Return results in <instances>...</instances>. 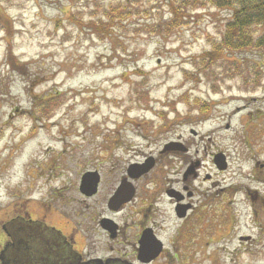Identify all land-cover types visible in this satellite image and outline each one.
I'll return each mask as SVG.
<instances>
[{
  "label": "rangeland",
  "instance_id": "374dc122",
  "mask_svg": "<svg viewBox=\"0 0 264 264\" xmlns=\"http://www.w3.org/2000/svg\"><path fill=\"white\" fill-rule=\"evenodd\" d=\"M110 5L139 14L99 39L85 24L96 6ZM168 16L163 0H0V246L14 214L58 215L81 229L82 215L103 207L112 166L180 139L194 170L188 186L202 201L188 218V264H264V54L230 58L257 64L256 87L253 71L242 86L221 61L202 71L199 57L220 39L230 12L206 5L166 39L142 27ZM8 49L25 75L7 65ZM55 92L61 106L49 120L37 117V103ZM193 99L204 116L190 111ZM219 153L223 171L212 162ZM186 157L172 164L178 180ZM94 169L101 192L83 200L80 176Z\"/></svg>",
  "mask_w": 264,
  "mask_h": 264
},
{
  "label": "flooded vegetation",
  "instance_id": "af4514ba",
  "mask_svg": "<svg viewBox=\"0 0 264 264\" xmlns=\"http://www.w3.org/2000/svg\"><path fill=\"white\" fill-rule=\"evenodd\" d=\"M168 143L180 145L164 150ZM181 154L187 159L180 161L185 168L178 180L172 164ZM117 166L110 172L111 186L104 188L103 207L82 215L81 229L58 215L11 216L14 223L8 233L3 231L0 264H188V218L202 205L188 186V145L169 141L155 156ZM86 173L98 179L96 193L89 197L80 191ZM102 179L97 169L82 173L80 197H96Z\"/></svg>",
  "mask_w": 264,
  "mask_h": 264
},
{
  "label": "trees",
  "instance_id": "16d2710c",
  "mask_svg": "<svg viewBox=\"0 0 264 264\" xmlns=\"http://www.w3.org/2000/svg\"><path fill=\"white\" fill-rule=\"evenodd\" d=\"M163 1L166 2L167 5L168 18L166 20H156L153 23L142 26L149 35L158 36L163 39L168 38L181 27L185 26L191 18V13L206 5L219 11L225 10L230 12V16L224 24L220 39L213 42L211 49L199 57L204 66L202 71L212 69L214 65L216 66L217 62L221 61L224 64H228L224 69V75L230 80L234 77H240L242 78V86H244L250 78V72L253 71L256 80L254 87L258 85L259 77L257 72L259 68L255 62L247 58H243L240 61L230 58L234 53L238 52H256L258 54H264V0ZM98 10L105 20L100 18L97 20L93 19L97 16ZM138 14V11H132L131 6L123 9L119 6L114 7L111 5L105 8L96 6L95 12H92L90 16L92 20H89L85 26L89 28L90 32L97 38L104 39L112 33L113 27L121 26L124 21ZM73 21L79 27L84 25L81 20L73 19ZM6 63L12 71H16L21 75L26 74L25 65L13 56L10 49H8L6 53ZM243 65H246V67L243 68ZM254 87L251 90L241 89V91L250 93L254 91ZM61 97L62 95L60 93L55 92L48 98L40 99L39 103H37L34 108V114L43 120H49L53 116L55 110L61 106L62 103L59 101ZM193 100L191 105L194 108L190 109V111H197L198 116H204L207 112V108L199 105L197 99ZM160 116L165 120L163 114H160ZM176 117L179 118V114L176 113Z\"/></svg>",
  "mask_w": 264,
  "mask_h": 264
},
{
  "label": "water",
  "instance_id": "95a60500",
  "mask_svg": "<svg viewBox=\"0 0 264 264\" xmlns=\"http://www.w3.org/2000/svg\"><path fill=\"white\" fill-rule=\"evenodd\" d=\"M15 112H18V110H16ZM191 134L195 135V132L193 130H191ZM180 144L178 143H168L167 145H165L164 150H170L169 148H171L172 146H178ZM213 163L216 167L217 170L219 171H223L226 169L227 167V162L226 159L224 157L223 154L219 153L216 154L213 157ZM131 168V167H130ZM193 168H189L188 169V175L192 172ZM96 174L94 173H86L83 176V180H82V184L80 187V191L83 195L85 196H92L96 193V186L98 183V179ZM130 199V198H129ZM128 200V198H127Z\"/></svg>",
  "mask_w": 264,
  "mask_h": 264
}]
</instances>
